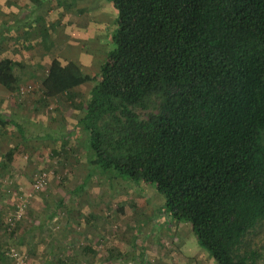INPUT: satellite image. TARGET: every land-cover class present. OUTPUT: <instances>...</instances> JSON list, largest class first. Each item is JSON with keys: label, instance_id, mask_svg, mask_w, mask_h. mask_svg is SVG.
<instances>
[{"label": "trees", "instance_id": "obj_1", "mask_svg": "<svg viewBox=\"0 0 264 264\" xmlns=\"http://www.w3.org/2000/svg\"><path fill=\"white\" fill-rule=\"evenodd\" d=\"M105 1L114 26L94 75L59 60L55 42H32L25 19L44 0H29L11 21L0 17V86L20 92L40 65L4 54L15 26L25 45L14 50L49 58L38 100L58 96L81 113L72 129L83 132L91 167L74 191L95 173L122 175L139 193L145 184L160 194L169 222L186 223L215 264H264L245 241L264 222V0ZM85 83L91 87L80 95ZM0 128L18 135L0 168L23 142L73 133L29 135L1 110ZM6 245L0 239V264ZM83 251L96 255L90 245Z\"/></svg>", "mask_w": 264, "mask_h": 264}, {"label": "rangeland", "instance_id": "obj_2", "mask_svg": "<svg viewBox=\"0 0 264 264\" xmlns=\"http://www.w3.org/2000/svg\"><path fill=\"white\" fill-rule=\"evenodd\" d=\"M90 1L91 12L102 11L109 23H113L114 19L106 16L109 11L105 5L112 8L110 3ZM68 25L73 28L74 41L83 36V31L90 30L73 22ZM7 44L4 54L12 51V56L25 60L28 65L35 61L40 65L34 76L22 83L20 92L11 93L0 86V110L14 114L29 135L47 131L68 135L72 130L73 133L67 140L23 142L15 150L12 162L0 168V220L6 225L0 228V239L8 247L1 264H22L20 259L23 264H58L60 260L66 264H180V260L193 257L187 253L178 255L175 251L173 246L179 238L184 243L180 241L178 245L190 250L189 240L196 241L195 237L186 223L179 226L172 220L169 222L161 207L163 199L153 188L142 184L143 193H139L134 186L137 184L122 175L105 177L95 173L80 190H73L91 167L83 148L84 134L79 127L72 129L81 113L58 96L38 100L48 59H29L24 49L14 50L13 43ZM73 46L76 45L71 40L66 52H75ZM86 49L91 52L90 47ZM67 54L74 62L79 58L73 53ZM97 58L99 64L103 58L101 55ZM95 63L94 58L93 66L83 71L94 75L98 66ZM90 87V83H85L77 91L85 95ZM0 131L3 132L1 155L16 144L18 135L1 128ZM41 176V184L36 187ZM108 179L113 180V184ZM61 200L63 204L56 209ZM16 227L14 234L9 232ZM21 235L24 243L19 245L17 238ZM245 241L246 249L257 251L258 261L264 263V222L252 229ZM85 245L93 246L96 255L84 252ZM163 248L171 249V255L164 253ZM12 249L17 254L10 257ZM109 253L112 258L106 261L104 256ZM190 264H193L191 260Z\"/></svg>", "mask_w": 264, "mask_h": 264}, {"label": "crops", "instance_id": "obj_3", "mask_svg": "<svg viewBox=\"0 0 264 264\" xmlns=\"http://www.w3.org/2000/svg\"><path fill=\"white\" fill-rule=\"evenodd\" d=\"M91 2L92 1L90 0H57V2L55 0H44V4L35 10L32 17L25 19L26 22H29L30 20L28 25L31 26L32 42L34 44L37 42L47 44L51 41L55 42V45L58 48V51H56V57L61 61L67 62L73 58L67 53L77 55L79 58H75V60L82 71L84 68L87 69L88 66H93L92 60L94 58L96 60L95 64L97 65V57L101 55L102 58H105L106 53L110 49V32L113 29L114 23H109L110 20L105 17L102 11H94L96 10L94 9V12H91L93 9ZM105 6L107 11H109L106 13V16L114 19V9L108 7L107 4ZM24 7H31L29 0H0V17L4 20L11 21L13 18L20 15ZM70 22L86 27L87 29L90 28L89 31H83L82 37L85 38L82 39V37H79L77 38L79 41H74L75 34L72 35L73 28L68 25ZM14 29H16L15 26L13 27V31L11 30L12 33L10 32V36H12L11 41L13 46L21 48L25 43L22 44L23 39L18 38L19 33ZM45 32L47 33V36H45ZM70 35L72 36L70 37ZM86 38H89V41L88 39L86 40ZM71 40L74 45H76L75 47L73 46L75 52H66L67 45ZM86 46L90 47L91 52L86 49ZM42 58L46 57L43 56ZM47 59L49 61L48 57ZM182 224L185 223H178L179 226ZM180 241L183 242V239L179 238L175 241L176 244L173 246L178 255L184 254L186 256L187 253L190 255L192 254L193 256L180 260V264H190V260L193 264H215L213 259L208 256V253L199 246L196 241H193L192 239L189 240L190 245L192 246V249L190 250L182 245L181 248L177 243ZM162 250H164V253H169L171 249L163 248ZM206 259L208 260L206 261ZM168 261L173 263L171 258H169Z\"/></svg>", "mask_w": 264, "mask_h": 264}, {"label": "built area", "instance_id": "obj_4", "mask_svg": "<svg viewBox=\"0 0 264 264\" xmlns=\"http://www.w3.org/2000/svg\"><path fill=\"white\" fill-rule=\"evenodd\" d=\"M42 178H43V176H41L40 178H38V180H37L36 183H35V186H36V187H38V186L41 184V181H40V180H41ZM39 181H40V182H39ZM16 254H17V253L14 252L13 249H12L11 252L9 253V256H10V257H13V256H16ZM19 262L23 264L22 259H20Z\"/></svg>", "mask_w": 264, "mask_h": 264}]
</instances>
